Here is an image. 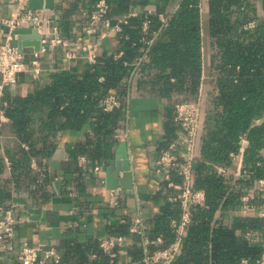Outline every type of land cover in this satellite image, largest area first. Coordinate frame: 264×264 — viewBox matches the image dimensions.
Returning <instances> with one entry per match:
<instances>
[{"label": "trees", "instance_id": "16d2710c", "mask_svg": "<svg viewBox=\"0 0 264 264\" xmlns=\"http://www.w3.org/2000/svg\"><path fill=\"white\" fill-rule=\"evenodd\" d=\"M97 1L75 0L64 15H75L85 6H94ZM156 1L153 13L141 12L120 25V30L112 35L117 42L115 52L99 51L95 63L87 64L82 72L62 70L52 73L48 83L36 86L24 97H11L9 88L4 90L0 112L8 119L14 135L29 146L28 151L19 149L16 153L10 165L12 172L23 167L30 156L39 160L40 170L46 169L47 160L56 149L57 136L63 131L79 132L85 127L88 132L84 134V141L74 144L72 155H85L88 162L96 163L108 158L106 147L117 143L120 139L118 134L123 130L129 65L145 50L148 49L147 61L140 64L139 72L150 68L168 72V75H175L178 70L183 74L190 71L192 75L199 72L198 0ZM105 2L109 6L108 14L111 11L123 13L133 5L143 7L147 4V0ZM176 2L175 13L163 26L158 15L164 14ZM237 5L235 0H209L210 26L215 33L224 30L231 33V37L218 43L220 55L216 69L220 76L217 83L219 92L211 101L210 128L201 138L200 154L210 163L229 164V154L239 152V137L244 136L247 146L243 151V170L248 177L236 179L231 185L211 166L195 162L191 187L203 192L205 205L190 207V223L185 228L172 264H259L264 256V219L254 212L246 215L239 212L241 197L245 195L249 197L248 204L255 207L264 205V192L257 189V181L264 180V121L254 122L264 113V34L259 27L243 30L238 20L232 22ZM144 22L147 23L146 33L142 31ZM162 28L166 29L164 34L151 46L142 41V38L148 39ZM119 52L121 55L116 58ZM163 79L162 76L154 77L155 83L160 84L156 89L160 96L170 97L183 90L182 86L164 83ZM109 94L118 95L122 105L119 109L105 112L101 101ZM39 112L43 117L35 136L32 122ZM176 130L177 127L171 125L170 132ZM5 169L0 157V177L4 176ZM172 171L169 170L171 182L180 185V176ZM172 191L167 188V183H163L154 197L164 200V203L151 219L145 235L151 241L156 237L161 241L157 245H148L149 253L162 250L173 241L169 224L178 218L180 210L178 203L166 201ZM228 212L231 215L225 219L224 214ZM129 228L130 223L126 221L110 228L108 235L123 236L125 240L131 238L135 264H145L142 261V241L138 235L129 233ZM247 234H253L256 241ZM121 247L123 245L114 247L108 255L93 247L91 251L96 252L97 258L90 260V249L75 245L60 255L57 264L114 263ZM12 264L20 263L14 260ZM44 264L55 263L49 261Z\"/></svg>", "mask_w": 264, "mask_h": 264}, {"label": "crops", "instance_id": "0c3cea01", "mask_svg": "<svg viewBox=\"0 0 264 264\" xmlns=\"http://www.w3.org/2000/svg\"><path fill=\"white\" fill-rule=\"evenodd\" d=\"M74 1L53 0L54 9H43L45 15L58 27L60 35L68 42L67 49L70 51L77 50L80 37L87 28V22L82 16L83 12L91 11L94 7L85 6L75 15L65 16V11ZM235 1L238 5L233 10L236 14L232 15V22L238 20L243 30H254L259 27L264 34V0ZM156 2V0H147L146 6L133 5L123 13L111 11L107 17L115 23L119 18L129 14L134 16L141 12L151 14L154 12ZM177 7L176 2L164 14L158 15L163 26L175 13ZM197 8L200 36L199 72L192 75L190 71L183 74L178 70L174 72L175 75H168V72H160L156 68L139 72L140 64L147 61L148 49L137 56L129 65L126 78L127 96L123 130L118 134L120 135L118 142L106 147L110 156L104 161L88 162L85 155L76 157L72 155L74 144L84 141V134L88 132V128L85 127L79 132L63 131L57 136L56 149H63L65 153L58 171H52L49 165L55 149L47 160L46 169L40 170L39 160L30 156L23 167L12 172L10 165L16 153L19 149L28 151L29 146L14 135L8 119L0 112V157L6 168L4 176L0 177V197L3 198L0 203V219L9 217L20 219L15 226V237L12 240L15 247L25 242L31 247L39 246L43 249L54 247L60 255H63L73 246L78 245L89 248L88 256L90 260H94L97 254L91 250L93 247L99 250V241L111 237L108 233L113 226L126 221L131 226L133 220L140 217L147 229L151 219L159 213L164 203V200L154 198L163 183H167V188L173 190L166 197V201L175 194V190L168 186V183L174 184L170 180L169 170L157 173L155 160L180 135L179 126L173 118L174 106L180 101L181 103L199 101L204 114L196 161L211 166L217 174L228 179L231 185L239 179L244 168L243 151L247 146L245 140L240 143L237 154H229V164L210 163L200 154L201 138L210 128L208 116L210 117L211 101L219 92L217 83L220 76L216 69L220 55L218 43L230 38L231 33L224 30L215 33L212 29L209 0H198ZM13 9L14 2L0 0V43L7 36V30L1 24V20L7 19ZM165 30L162 28L153 32L150 38H142V41L147 46H151ZM142 31L145 33L147 31L146 22L143 23ZM112 35L114 33L104 35L102 28L98 27L93 40L99 43V51H116L117 42ZM65 51L66 48L61 47L49 49L40 57L39 76L34 79L29 72L20 75L17 82L9 87V95L24 97L36 86L48 83L52 73L62 70L80 73L87 64H90L81 52H77L74 59H68ZM120 55L121 52L116 58ZM182 75H186L183 81H181ZM156 76H162L164 83L182 86L183 90L170 97L160 96L156 93L160 85L155 83ZM99 80L101 81L102 78L99 77ZM42 117L43 113L39 112L33 118L32 128L35 136L41 128ZM262 121H264V113L254 122L259 124ZM171 125L177 127L174 133L170 132ZM120 142H125L127 146L133 187L130 190H123L117 185L114 190H108L105 169L107 166L114 167L116 148ZM175 154L179 156V151L177 150ZM80 157L85 161L82 165L79 161ZM95 166L99 168L97 172L93 170ZM218 169H222V172ZM165 175L168 179L164 177ZM230 215V212L225 213L224 218L227 219ZM132 247V239L127 238L115 255L116 261L114 263L110 261L108 264H135V251ZM146 252H148L146 247L142 245V261ZM14 255V252L0 253V264H12L15 260Z\"/></svg>", "mask_w": 264, "mask_h": 264}, {"label": "built area", "instance_id": "2783aa9c", "mask_svg": "<svg viewBox=\"0 0 264 264\" xmlns=\"http://www.w3.org/2000/svg\"><path fill=\"white\" fill-rule=\"evenodd\" d=\"M14 2V9L7 19L1 20V24L7 30L6 39L0 43V98L4 90L14 85L20 75L29 72L32 78L36 79L40 74V57L49 49L55 47L66 48L65 56L68 59H74L77 52H81L86 61L90 64L95 63L99 52V43L93 40L98 27L102 28L104 35L107 33H116L120 30V25L126 23L129 14L119 18L115 23L108 19L109 6L105 0H98L91 11L83 12L82 16L87 22V28L80 37V44L76 51L68 50V42L60 35L58 27L52 19L45 15L42 10H30L27 7L28 0H10ZM162 22L164 19L161 18ZM34 29L39 35V49L34 51L30 47H23L18 51L13 45L16 35L13 32L17 29ZM122 101L118 95L109 94L103 97L101 101L102 110L111 112L119 109ZM2 114V113H1ZM204 119V114L199 101L192 103H180L174 107V120L180 129V135L164 150L155 160V171L163 173L166 170L175 171L181 178L180 185L168 183V186L176 191V194L168 198L169 202H176L179 205V216L170 221V228L174 235L173 241L164 249L152 253L146 252L143 262L145 264H172L175 259L179 246L182 242L185 228L190 223V207L193 205L203 207L205 205L204 194L202 191L193 190L191 187L192 172L196 161L197 144L200 140V127ZM117 137V136H114ZM245 140L244 136L239 137V144ZM179 151V156L175 152ZM79 161L85 163L84 158ZM95 172L99 170L97 166L93 168ZM222 172V169H218ZM168 179V176H164ZM246 171H242L239 178H247ZM257 189L264 192V180L257 181ZM249 197H241V208L239 212L246 215L250 212L256 213L264 219V205L255 207L248 204ZM20 219L13 217L0 219V253L14 252L15 260L20 264H44L53 262L57 264L60 260V254L54 247L43 249L39 246L31 247L23 242L15 247L12 240L15 237V226ZM146 226L140 217L133 220L129 228V233L141 237L142 245H157L160 243V237L155 240H149L146 235ZM252 241H256L253 234H247ZM125 238L123 236L107 237L99 241V248L108 255L111 250L123 245ZM259 264H264V256Z\"/></svg>", "mask_w": 264, "mask_h": 264}, {"label": "water", "instance_id": "95a60500", "mask_svg": "<svg viewBox=\"0 0 264 264\" xmlns=\"http://www.w3.org/2000/svg\"><path fill=\"white\" fill-rule=\"evenodd\" d=\"M27 7L30 10H52L54 9V3L53 0H28ZM13 34L17 37L12 43L17 47L18 51L21 52L23 47H30L34 51H38L39 35L34 29H17ZM64 157L65 153L63 149H56L54 151L49 162L52 171L59 170L60 161L64 160ZM128 158L126 143L120 142L116 148L114 167L107 166L105 169V180L108 190H114L117 185L123 190L132 189V176Z\"/></svg>", "mask_w": 264, "mask_h": 264}]
</instances>
